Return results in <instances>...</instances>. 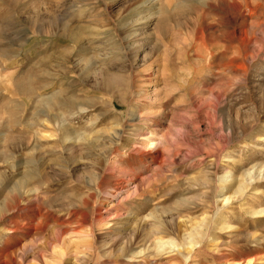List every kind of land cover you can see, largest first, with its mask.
<instances>
[{
  "label": "rangeland",
  "instance_id": "1",
  "mask_svg": "<svg viewBox=\"0 0 264 264\" xmlns=\"http://www.w3.org/2000/svg\"><path fill=\"white\" fill-rule=\"evenodd\" d=\"M263 209L264 0H0V264H264Z\"/></svg>",
  "mask_w": 264,
  "mask_h": 264
},
{
  "label": "bare ground",
  "instance_id": "2",
  "mask_svg": "<svg viewBox=\"0 0 264 264\" xmlns=\"http://www.w3.org/2000/svg\"><path fill=\"white\" fill-rule=\"evenodd\" d=\"M260 92V91H259ZM225 187V186H224ZM245 188V187H244ZM239 190H243L241 187L239 188ZM223 201L222 202H228V200L229 199H226V198H224V199H222ZM256 214H264V209L263 210H261V211H259V212H257ZM231 227V226H230ZM230 227H227V228H230ZM86 237V236H85ZM84 237V238H85ZM87 238V237H86ZM159 243L161 244V246H166V247H168V249H171V251L170 252H174V251H178V252H180V250L181 249H179V246H177L176 244H175V242L174 241H172V240H163V239H160V241H159ZM191 243V247L189 246V248H188V252H191L194 248H195V246H194V244H193V240H192V242H190ZM198 243V242H197ZM196 243V244H197ZM72 244V243H71ZM188 245V244H187ZM68 247V246H67ZM75 247V246H74ZM161 248V247H160ZM182 251V250H181ZM186 251V252H187ZM193 252V251H192ZM179 254H181V253H179ZM2 257V256H1ZM0 257V260L2 259Z\"/></svg>",
  "mask_w": 264,
  "mask_h": 264
}]
</instances>
